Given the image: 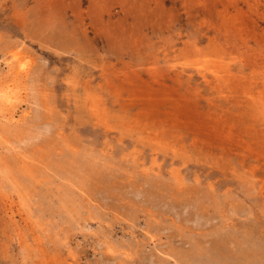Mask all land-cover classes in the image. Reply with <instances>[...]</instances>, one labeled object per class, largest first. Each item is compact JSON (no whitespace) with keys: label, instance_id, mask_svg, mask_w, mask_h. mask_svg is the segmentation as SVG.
Listing matches in <instances>:
<instances>
[{"label":"rangeland","instance_id":"374dc122","mask_svg":"<svg viewBox=\"0 0 264 264\" xmlns=\"http://www.w3.org/2000/svg\"><path fill=\"white\" fill-rule=\"evenodd\" d=\"M0 86V264H264V0H0Z\"/></svg>","mask_w":264,"mask_h":264},{"label":"bare ground","instance_id":"6f19581e","mask_svg":"<svg viewBox=\"0 0 264 264\" xmlns=\"http://www.w3.org/2000/svg\"><path fill=\"white\" fill-rule=\"evenodd\" d=\"M23 64V63H22ZM21 64V65H22ZM25 65V64H24ZM23 67V66H22ZM25 67H26V65H25ZM22 70H23V68H21ZM20 69V70H21ZM25 69V68H24ZM1 87V86H0ZM2 87H3V85H2ZM1 87V89H0V92H1V94H0V96H2V100H8V101H11L12 100V94L11 93H9V92H7V91H5L3 88ZM7 101V102H8ZM13 107V106H12ZM13 110V109H12ZM16 110V109H15Z\"/></svg>","mask_w":264,"mask_h":264}]
</instances>
